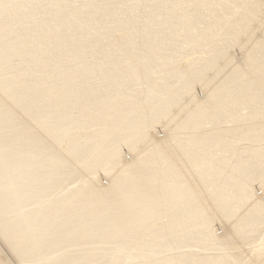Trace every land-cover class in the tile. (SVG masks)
<instances>
[{
    "label": "bare ground",
    "instance_id": "6f19581e",
    "mask_svg": "<svg viewBox=\"0 0 264 264\" xmlns=\"http://www.w3.org/2000/svg\"><path fill=\"white\" fill-rule=\"evenodd\" d=\"M263 6L0 0V238L20 263L264 264V38L232 52Z\"/></svg>",
    "mask_w": 264,
    "mask_h": 264
},
{
    "label": "rangeland",
    "instance_id": "374dc122",
    "mask_svg": "<svg viewBox=\"0 0 264 264\" xmlns=\"http://www.w3.org/2000/svg\"><path fill=\"white\" fill-rule=\"evenodd\" d=\"M263 10H264V6H263ZM239 36H240V39H243L245 36L243 35V34H239ZM261 38H264V36H262L258 31L256 32V33H253L252 34V39H251V41L250 42H247V43H245L242 47H239V44H236L235 43V45H234V47H233V49H232V52H233V55H234V57H235V59L236 60H240L241 59V57H242V55L246 52V50H247V48L250 46V44L254 41V40H258V39H261ZM122 65H124L125 64V62H123V63H121ZM119 68H122V67H120V64H119ZM201 82H203V81H198V82H196V85H195V87H194V91L197 93V95L199 96V97H201V96H203L204 94H206V93H204L205 92V89L204 88H202L203 86H201L202 84H201ZM204 90V91H203ZM157 122L158 121H165L163 118H161V116H157ZM161 118V119H160ZM159 125H157V130H155V131H157V133L160 135V136H164V137H166L168 134H169V130L170 129H168V128H165V127H163L162 125H160V122L158 123ZM162 127V128H161ZM168 131V132H166V130ZM130 152L128 151V150H126V151H124V156H125V158H129L130 157V154H129ZM182 158H183V160L185 161V158H184V156L183 155H181V154H179ZM186 162V161H185ZM102 173V172H101ZM100 175V174H99ZM100 179H101V182L102 183H105L106 182V176L104 177V174L102 173L101 175H100ZM260 185L261 184H259L258 182L257 183H253V188H254V191H255V195L257 196V197H264V191L262 190L263 188L262 187H260ZM240 210H241V208H240ZM217 215V216H216ZM215 216H216V220H217V222H216V227H217V233H221V232H223L224 231V226L226 227L227 225H225V224H227L226 222H224V220L221 218V216L219 215V214H216ZM1 239V238H0ZM1 242H0V247H1V251H2V254L3 255H5V256H9V255H11V256H13L14 258H15V256L14 255H12V253H11V251L7 248L8 246H6V244H5V242L1 239L0 240ZM3 242H4V244H3ZM6 249H5V248ZM248 247V246H247ZM7 249H8V251H7ZM6 250V251H5ZM11 253V254H10ZM11 256H9L8 257V260H9V258H10V263L11 264H23L22 262L20 263L19 262V260L17 259V258H13V257H11ZM13 258V259H12ZM12 260V261H11Z\"/></svg>",
    "mask_w": 264,
    "mask_h": 264
}]
</instances>
